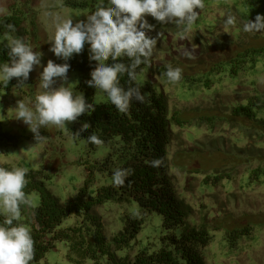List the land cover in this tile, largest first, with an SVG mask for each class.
Instances as JSON below:
<instances>
[{
  "label": "trees",
  "instance_id": "16d2710c",
  "mask_svg": "<svg viewBox=\"0 0 264 264\" xmlns=\"http://www.w3.org/2000/svg\"><path fill=\"white\" fill-rule=\"evenodd\" d=\"M67 2L88 15L98 0ZM204 5L187 32L182 30L184 26L162 25L147 17L156 26L150 35H163L149 65H141L133 81L147 94L146 100L133 102L127 114L120 113L106 93L102 92L104 102L95 101L100 90L86 84L96 63L89 60L87 43L81 54L67 61L68 73L77 77V89L95 106L94 112L72 122L71 132L88 122L91 127L81 133L86 147H97L85 140L96 134L104 140L108 153L65 203L48 191L38 174L27 175L25 192L31 206H22L18 223L30 227L35 241L31 264H39L58 244L65 247L67 264H205L203 249L211 240L208 219L212 213L203 214L202 203H197V221L188 198L203 195L209 186L220 188L224 181H234L242 173H247L249 181L264 177V32L243 30V21L264 14V0H204ZM228 13L236 16V23H226ZM25 21L22 12L0 17V66L9 60L4 24H13V35L27 42L36 28L34 21L28 25ZM159 43L165 44V49H160ZM168 65L183 70L179 82L167 80ZM14 83L11 80L5 86L0 82V93ZM121 83L127 86L126 75ZM179 90L193 93L196 102L180 107L178 103H188L178 98ZM187 130L196 132L198 138L188 141ZM11 142L13 137L0 128V148ZM158 158H163V166H150V161ZM117 168L134 170L123 187L113 184L91 189L94 173L112 175ZM31 195L37 199L35 205ZM107 203L135 205L123 215L122 230L110 237L96 213ZM151 216L159 218L158 242L134 251L143 221ZM6 218L7 213L0 210V224ZM69 219L71 223L66 224ZM241 227L229 229L232 237ZM122 250L126 254L118 256Z\"/></svg>",
  "mask_w": 264,
  "mask_h": 264
},
{
  "label": "clouds",
  "instance_id": "9594fccd",
  "mask_svg": "<svg viewBox=\"0 0 264 264\" xmlns=\"http://www.w3.org/2000/svg\"><path fill=\"white\" fill-rule=\"evenodd\" d=\"M205 7L204 0H98L96 8L84 19L73 23V17H62L59 14L47 13L54 24L55 31L50 51L64 63L57 64L49 59L40 73L41 93L36 96L35 104L30 107L18 100L15 119L26 124L33 134L36 143L43 142L46 137L40 129L49 124L68 132L75 141L81 139V133L91 125L81 124L76 132H71L66 123L76 122L81 115L95 111V106L88 103L82 92L68 83L69 61L74 54L83 52L89 45V60L95 61L90 72L91 79L86 81L93 87L107 94L112 105L123 114L130 112L133 102L144 103L146 93L134 84L137 69L141 65H149L157 42L163 35L155 31L156 26L149 23L151 16L160 24L184 26L187 30L199 18V10ZM237 22L232 13L227 14L226 23ZM4 35L7 39L9 60L0 66V80L5 86L15 78V87L26 85L30 73L41 66L43 53L34 51L23 37L13 35L16 28L5 23ZM243 30L249 33L264 32V14H257L253 19L243 21ZM180 67L167 66L164 75L172 83L182 79ZM127 76L128 84L121 83V77ZM57 80L60 81L59 86ZM87 143L97 147L105 142L98 135L91 134L85 138ZM163 158L150 161L152 167H162ZM29 169L0 166V207L7 213V218L0 224V264H31L35 258V241L29 226L18 223L22 206H31L25 189L29 183L26 179ZM133 169L117 168L112 174L114 185L123 187Z\"/></svg>",
  "mask_w": 264,
  "mask_h": 264
},
{
  "label": "rangeland",
  "instance_id": "374dc122",
  "mask_svg": "<svg viewBox=\"0 0 264 264\" xmlns=\"http://www.w3.org/2000/svg\"><path fill=\"white\" fill-rule=\"evenodd\" d=\"M68 0H0V17L19 12L26 18L25 23L35 22V33L27 43L34 51L43 53L41 66L30 73L26 85L15 87L17 81L10 89L0 93V128L13 137V142L0 148V166L24 167L29 173L38 174L48 191L61 203L73 198L78 189L82 187L92 167L100 164L108 153V147L99 146L93 150L86 147L82 139L73 140L68 132L49 124L41 128V135L46 139L36 143L32 132L21 120L15 119V107L18 100L24 101L30 107L35 104V98L42 91L40 87V73L49 59L59 64L57 58L49 49L54 36L55 27L47 13L59 14L62 17H73V23L87 16L86 10L71 7ZM217 16V13H214ZM28 25V24H27ZM220 30H223L221 26ZM32 30V29H31ZM32 33V31H31ZM261 40V39H260ZM256 40V44H261ZM160 49L166 45L159 43ZM181 54V53H178ZM196 53L192 54L196 57ZM68 83L77 89V77L68 73ZM144 72L140 77H143ZM0 82H3L0 80ZM60 81L57 80L59 86ZM178 98L189 106L196 102L195 95L188 91L177 92ZM96 102H104L105 97L101 91L95 96ZM175 100H173L174 102ZM72 123H66L71 131ZM196 132L187 130L184 135L188 141L195 140ZM177 179L180 177L176 175ZM91 189L101 186L113 185L112 175L106 172L94 173ZM180 184V183H179ZM182 192L181 184L178 186ZM33 204L37 202L31 195ZM193 206L192 216L197 221L200 218L199 206L204 207L203 214H209L208 234L210 243L203 249L205 264H264V177L260 181H249L247 173H242L234 181H224L220 188L209 186L204 189L203 195L189 199ZM201 207V208H202ZM208 207V211L206 210ZM135 208V205H118L107 203L96 209L101 217L104 233L107 237L120 232L123 228V215ZM0 210L5 212L2 207ZM201 210V211H202ZM211 212H210V211ZM202 215V213H201ZM143 221L142 228L137 235L136 251L140 247L156 246L159 238L160 222L157 216ZM72 219L65 223H71ZM238 226L232 237L230 230ZM244 227V228H243ZM138 246V247H137ZM133 252L129 256L133 255ZM126 250L118 252L124 256ZM39 264H67L65 261V247H58L48 252Z\"/></svg>",
  "mask_w": 264,
  "mask_h": 264
}]
</instances>
